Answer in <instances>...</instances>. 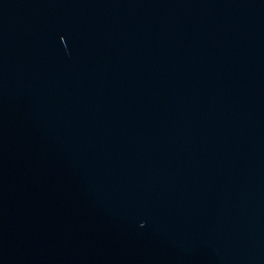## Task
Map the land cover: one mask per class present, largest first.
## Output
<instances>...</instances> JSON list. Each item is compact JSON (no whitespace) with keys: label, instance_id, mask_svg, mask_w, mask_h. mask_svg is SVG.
Returning <instances> with one entry per match:
<instances>
[{"label":"water","instance_id":"1","mask_svg":"<svg viewBox=\"0 0 264 264\" xmlns=\"http://www.w3.org/2000/svg\"><path fill=\"white\" fill-rule=\"evenodd\" d=\"M0 264H264V0H0Z\"/></svg>","mask_w":264,"mask_h":264}]
</instances>
